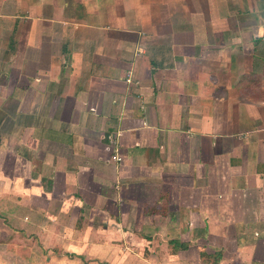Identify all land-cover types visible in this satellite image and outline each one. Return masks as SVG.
<instances>
[{
	"label": "crops",
	"instance_id": "obj_1",
	"mask_svg": "<svg viewBox=\"0 0 264 264\" xmlns=\"http://www.w3.org/2000/svg\"><path fill=\"white\" fill-rule=\"evenodd\" d=\"M122 245L264 264V0H0L1 257Z\"/></svg>",
	"mask_w": 264,
	"mask_h": 264
},
{
	"label": "rangeland",
	"instance_id": "obj_2",
	"mask_svg": "<svg viewBox=\"0 0 264 264\" xmlns=\"http://www.w3.org/2000/svg\"><path fill=\"white\" fill-rule=\"evenodd\" d=\"M260 231H262V230H260ZM251 239H253V238H251ZM73 246H75V245H73ZM126 246H129V245H126ZM126 246L122 245L120 248L123 259H121L119 263L120 264H135V261H133L129 258H126L129 255L128 254L129 249H127ZM92 247H93V245H90L89 248L92 249L95 253L96 250L93 249ZM29 248H30V251L32 250V253H33V256H34L36 263H31V262H29V260L27 258H25V261L19 262V264H114L111 259L96 261V260H90V259H85V258H83V259L72 258L71 257L72 251L69 250V252H68V251H65L64 249L61 250L59 248L56 251H53V253H51V256H53L54 258L52 260L47 261L46 257H48V256H47V254L44 253V251H43L44 249H42V251L39 253L38 251H36V249L33 246H29ZM30 251H25V253H26L25 255H29ZM3 253H6V251L3 247L2 248L0 247V264H12L11 260L4 259L1 257V255ZM73 253H75V252H73ZM102 258H104V257H102ZM14 263H18V262L15 261Z\"/></svg>",
	"mask_w": 264,
	"mask_h": 264
},
{
	"label": "trees",
	"instance_id": "obj_3",
	"mask_svg": "<svg viewBox=\"0 0 264 264\" xmlns=\"http://www.w3.org/2000/svg\"><path fill=\"white\" fill-rule=\"evenodd\" d=\"M172 246L174 247V249H183V250H187L188 249V245L187 244H182L176 241H173ZM72 257V255H71ZM201 258L203 260V262L205 264H220L222 258H223V252L222 251H216L213 254H207L205 252L201 253Z\"/></svg>",
	"mask_w": 264,
	"mask_h": 264
}]
</instances>
